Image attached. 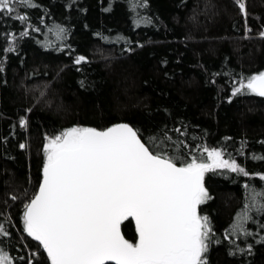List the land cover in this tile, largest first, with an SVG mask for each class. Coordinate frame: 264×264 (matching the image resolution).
Masks as SVG:
<instances>
[{
  "label": "trees",
  "instance_id": "1",
  "mask_svg": "<svg viewBox=\"0 0 264 264\" xmlns=\"http://www.w3.org/2000/svg\"><path fill=\"white\" fill-rule=\"evenodd\" d=\"M34 2L17 5L12 17L0 14V223L10 233L0 247L13 264H50L23 230L24 205L42 181L46 137L118 123L145 140L170 136L178 165L200 158L204 147L234 157L250 176L205 174L212 198L199 213L212 228L207 264H264V215L253 213L250 235L232 232L243 185L260 186L264 175V159L253 158L264 156V97L232 96L242 77L264 71V0H242L246 16L236 0H146L135 11L132 0ZM78 56L87 61L76 64ZM122 231L136 242L134 219Z\"/></svg>",
  "mask_w": 264,
  "mask_h": 264
},
{
  "label": "snow or ice",
  "instance_id": "2",
  "mask_svg": "<svg viewBox=\"0 0 264 264\" xmlns=\"http://www.w3.org/2000/svg\"><path fill=\"white\" fill-rule=\"evenodd\" d=\"M236 2L246 16L245 4ZM17 5L38 6L34 0H0V14L12 17ZM132 5L135 11L146 6V0H132ZM15 19L27 22L28 16ZM143 22L151 21L145 17ZM260 35L264 37V31ZM86 61L78 56L75 63ZM238 94L264 97V71L242 77L232 90V96ZM27 123L22 117L20 126L26 128ZM43 152L42 181L24 205L23 230L42 245L50 264H207L212 228L209 218L199 213L212 198L205 174L226 169L250 176L234 157L225 159L217 148L204 147L200 158L192 156L178 166L181 153L170 136L145 140L128 123L106 129L70 127L47 136ZM258 177L260 186L243 185L245 204L232 225L237 235L251 234L247 224L254 222L253 213L264 215V175ZM129 218L135 221V243L121 231ZM9 235L0 223V236ZM13 259L0 247V264H13Z\"/></svg>",
  "mask_w": 264,
  "mask_h": 264
},
{
  "label": "water",
  "instance_id": "3",
  "mask_svg": "<svg viewBox=\"0 0 264 264\" xmlns=\"http://www.w3.org/2000/svg\"><path fill=\"white\" fill-rule=\"evenodd\" d=\"M244 14V13H243ZM131 126V125H130ZM179 166V165H178ZM121 231H122V229H121ZM122 234H123V232H122ZM124 235V234H123Z\"/></svg>",
  "mask_w": 264,
  "mask_h": 264
},
{
  "label": "flooded vegetation",
  "instance_id": "4",
  "mask_svg": "<svg viewBox=\"0 0 264 264\" xmlns=\"http://www.w3.org/2000/svg\"><path fill=\"white\" fill-rule=\"evenodd\" d=\"M121 229H122V225H121ZM123 232V231H122Z\"/></svg>",
  "mask_w": 264,
  "mask_h": 264
},
{
  "label": "rangeland",
  "instance_id": "5",
  "mask_svg": "<svg viewBox=\"0 0 264 264\" xmlns=\"http://www.w3.org/2000/svg\"><path fill=\"white\" fill-rule=\"evenodd\" d=\"M76 127V126H75ZM83 127V126H82Z\"/></svg>",
  "mask_w": 264,
  "mask_h": 264
}]
</instances>
